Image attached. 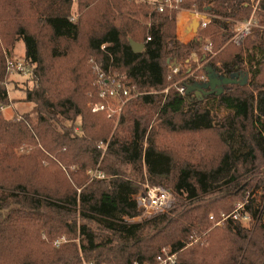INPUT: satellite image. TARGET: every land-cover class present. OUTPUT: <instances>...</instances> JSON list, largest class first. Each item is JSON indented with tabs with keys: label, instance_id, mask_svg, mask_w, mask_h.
<instances>
[{
	"label": "trees",
	"instance_id": "1",
	"mask_svg": "<svg viewBox=\"0 0 264 264\" xmlns=\"http://www.w3.org/2000/svg\"><path fill=\"white\" fill-rule=\"evenodd\" d=\"M158 4L77 0L72 21L73 0H0V109L8 105L7 59L22 41L33 83L23 101L36 118L6 119L0 110V264H156L164 247L176 264H264V206L254 208L248 195L264 186V0L240 46L230 40L253 13L249 0H181L162 12ZM180 10L208 15L211 24L182 43ZM129 40L143 50L134 53ZM194 57L202 64L195 74V65L172 74L170 65ZM89 59L140 93L115 129L102 112L85 109L98 99ZM198 74L237 83L208 94ZM221 109L226 115L216 122ZM155 116L160 122L149 129ZM165 129L214 138L172 154L159 141ZM96 171L104 178L88 174ZM146 182L168 190L174 203L132 222ZM245 197L252 229L232 219L214 227L211 216H229ZM195 234L203 244L187 247Z\"/></svg>",
	"mask_w": 264,
	"mask_h": 264
},
{
	"label": "rangeland",
	"instance_id": "2",
	"mask_svg": "<svg viewBox=\"0 0 264 264\" xmlns=\"http://www.w3.org/2000/svg\"><path fill=\"white\" fill-rule=\"evenodd\" d=\"M138 1H143V2L152 3V4L159 2V0H138ZM191 11H195V10H187V11L186 10H180V12L177 14V17L179 18V15L181 13L189 14V13H191ZM253 14H254V11L251 14V16L246 20H249L251 18L254 19ZM70 17H71L72 21H76L78 19L77 0H73V5H72ZM254 21L257 25V22L255 19H254ZM176 22L177 21H175L176 38L182 43H187V42L191 41V39H192L191 35L188 36L187 38L182 36L181 29L177 28ZM24 53H25V47H24L23 42L17 41L14 44V47L12 49L11 56L7 59L6 80L3 84V86L6 88V91H7L8 105L2 107L0 110L6 119H17V118H21L24 115H32L33 121H35L36 118H35L34 114L32 113L33 106L31 104L23 101L24 96H25V91L33 88V83L28 81L29 74L25 76L22 73H19L18 71H16L15 68L8 70V64H11L13 66H15L17 64H24L25 65ZM42 53H43V56L45 57V59H47L48 58V51L46 48H43ZM208 55H210L212 57V56H214V53L208 54ZM88 63L92 66L93 72L95 74L94 82L98 88V99H97V101L87 103V105L85 106V109L87 111H90L91 113H94L91 110L92 106H94L96 104L97 105H99V104L103 105L105 110H102V111H99L96 113L102 112L107 117V119H109L111 121V123L113 124V127L115 129L118 125L119 118L121 116L123 107L131 99L130 98L129 99H125V98H105V99H102V98H100V96H99L100 95V80H101L100 75H102V74L99 71L97 64L93 60L89 59ZM199 63L200 62H199L198 57H194L192 59V61L189 63L188 62L187 63L179 62L177 67L180 68L182 71H185V70H189V69L193 68V65H195L196 69L193 70L194 71L193 74H195L196 71L200 70L202 67V64H199ZM171 66L172 65H170L169 68ZM26 68L30 71L29 67H26ZM201 76H202V74H198L197 78H200ZM103 79L108 80V81H112V79H114V80L122 83V76L120 74H118V75L114 74L113 76H106V77L103 75ZM122 84L126 86V83H122ZM169 89H170V87H167L163 91V93L166 95L168 93ZM129 91H131V93L133 94V97L140 95V93L136 89L129 88ZM225 115H226V112L221 109V110H218L216 113H214V118H215L216 122H218ZM159 122H160V120L158 119L157 116H155L152 119V122L150 124L149 129L157 127ZM66 125L70 126L71 123H66ZM79 126H80V120H77L75 123V130L76 131H78ZM206 137L214 138V135L213 134H207V133L206 134L200 133V134H194V135H191V134L177 135V134H173V132L167 131L166 129L159 132V141L163 145L162 149L168 150L172 154H173V147L178 149L179 146H182L180 151H179L180 153H182V155L184 153L191 152L194 148L203 147L201 142H203V140ZM234 141H235L234 145L237 147L238 146L237 139H235ZM101 146H103L104 147L103 149L105 150L106 146L103 144H101ZM18 152L23 153L24 151H23V149H20ZM145 187H150V184L148 182H146ZM156 187L163 188L162 186H156ZM163 189L166 190L165 188H163ZM166 191H168V190H166ZM253 193H254L253 196H251L252 194H250V193L248 195H249V198L254 201V208H256L259 205L264 206V186L263 187L260 186L258 188H255L253 190ZM249 198L245 197V199L243 201L239 200L240 202H236L234 207H236L237 205H243V204L245 205L247 202L246 200H248ZM234 210H235V208H234ZM221 217H220V219H221ZM142 218H149V217H146L141 212V216L139 218L132 220V222L140 221ZM220 219L215 221L214 224L216 222H218ZM253 222L251 224H253ZM251 224H247L246 227L251 228V226H252ZM214 227H215V225H214ZM205 234L206 233H204L203 235H205ZM203 240H202L201 236L195 234L190 239V243L187 245V247H191V246L196 245V244L201 243V242L203 244Z\"/></svg>",
	"mask_w": 264,
	"mask_h": 264
},
{
	"label": "built area",
	"instance_id": "3",
	"mask_svg": "<svg viewBox=\"0 0 264 264\" xmlns=\"http://www.w3.org/2000/svg\"><path fill=\"white\" fill-rule=\"evenodd\" d=\"M250 6L253 9V11L256 10L259 0H249ZM157 5L158 11L162 12L165 9H177L178 5L181 3V0H161L158 2ZM190 16V23L193 19H195L199 26L197 29V33L203 29H205L208 25L211 24V17L196 11H191L189 13ZM188 25V27H189ZM256 23L253 18L249 20H245L243 22H240L234 30V34L231 38V42L236 45L240 46L244 43V41L251 35L252 29L256 27ZM187 27V28H188ZM186 28V29H187ZM196 33V34H197ZM194 34V36L196 35ZM150 38H147V41H149ZM206 52L208 54H212V45L209 43L206 46ZM15 68L16 71L19 73H22L23 75H28L30 71L25 67L24 64H17L15 66L8 64V70ZM170 70L172 74L177 73L178 67L171 66ZM100 98H125V99H132L133 94L131 91H129V88L122 83L112 79V81L104 80L103 75H100ZM200 81L206 83L208 82L207 77L204 75L201 76ZM179 93L181 95H184L185 88L182 87L179 89ZM92 112L96 113L102 110H105L104 106L94 105L91 107ZM103 147V146H102ZM104 148V147H103ZM88 174L92 178L97 179H103L104 175L103 173L96 171V172H88ZM136 202L139 210L146 216L151 217L160 213H164L167 210L171 208V206L174 203L172 194L169 191L164 190L160 187H147V190L145 193H140L136 196ZM244 204L243 205H237L235 207V210L229 215V216H222L221 219L216 222L214 225L215 227H221L223 223L227 219H232L235 222H240L243 225H247L251 223V216L246 213L244 210ZM210 220L214 221V218L211 216ZM60 242H55L54 246H58ZM137 264V263H134ZM156 264H176L175 255L170 252V250L166 247L162 248L159 255L156 257Z\"/></svg>",
	"mask_w": 264,
	"mask_h": 264
},
{
	"label": "water",
	"instance_id": "4",
	"mask_svg": "<svg viewBox=\"0 0 264 264\" xmlns=\"http://www.w3.org/2000/svg\"><path fill=\"white\" fill-rule=\"evenodd\" d=\"M159 1H161V0H159ZM198 26H199L198 22L195 19H193L191 21V24L188 27V31L193 32L194 34H196ZM129 44H130V47H131V49H132V51L134 53H140L143 50V48H144L143 44L136 43L133 40H129ZM207 79H208V83L203 84V85H199L198 88L199 89H201L202 87L209 88L210 91H209L208 94H212L214 92H217L218 94H221L222 93V87L224 85L236 84L237 83L236 80H230V79L226 80V79H223V78H218L215 75H210V76L207 77Z\"/></svg>",
	"mask_w": 264,
	"mask_h": 264
},
{
	"label": "crops",
	"instance_id": "5",
	"mask_svg": "<svg viewBox=\"0 0 264 264\" xmlns=\"http://www.w3.org/2000/svg\"><path fill=\"white\" fill-rule=\"evenodd\" d=\"M176 23H177V28L181 29V34L183 37H188V36H192L191 38L193 39L195 36H194V33L193 32H190L188 31V25H189V21H190V16L189 14L187 13H181L179 15V18L177 17L176 18ZM187 28V29H186ZM191 39V40H192Z\"/></svg>",
	"mask_w": 264,
	"mask_h": 264
}]
</instances>
